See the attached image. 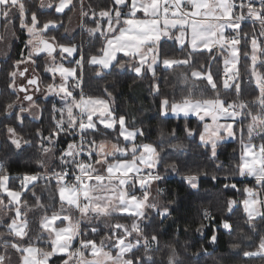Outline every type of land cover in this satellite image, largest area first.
Here are the masks:
<instances>
[{
  "label": "snow or ice",
  "instance_id": "6c2138e0",
  "mask_svg": "<svg viewBox=\"0 0 264 264\" xmlns=\"http://www.w3.org/2000/svg\"><path fill=\"white\" fill-rule=\"evenodd\" d=\"M78 2L79 27L101 45L94 54L85 52L83 39L77 42L62 19L38 17L40 10L53 16L74 12V0H39L35 11L28 0H0V42L6 43L9 35L17 38L15 21L27 34V54L22 51L6 73L15 99L0 102L7 144L19 152L31 147L33 141L17 129L28 116L42 120L43 103L59 97L47 109V134L42 128L34 132L42 154L35 163L42 171L13 175L0 162V264H10L9 252L17 256L16 264H183L175 244L167 245L166 256L156 258L162 229L154 225L173 218L180 200L178 192L168 199L165 188H154L166 180L158 169L163 149L138 142L145 135L143 128L134 126L135 117L130 126L126 115H117L108 86L104 96L85 93L86 66L94 67L97 77L126 68L138 79L150 74L147 87L158 98L160 118L196 117L197 127L185 124V138L198 137L212 160H219L222 144L239 137L238 161L223 177L199 168L181 173L175 161L165 165L164 172L180 175L189 190L198 192L201 178L208 177L223 179L222 191L239 192L240 199L224 200L219 219L209 207L198 209L193 231L203 236L210 230L208 243L217 244L221 230L229 235L235 230L230 217L242 205L245 223L258 240L241 228L248 246L230 247L243 258L264 261V235L257 232V221L264 222V142H254L257 137L264 141V0H110L99 10L91 5L85 10L84 0ZM89 17L91 27L85 23ZM72 19L68 16L69 25ZM248 22L251 27L245 31ZM60 28V39L48 35ZM169 40L180 45L183 56L165 48ZM201 54H206L205 61L193 67ZM242 57L248 62L244 72ZM181 67L187 71L178 75L184 90L177 99L163 93L159 81L160 73ZM245 75L257 92L251 100L242 98ZM13 117L14 123H4ZM167 135L178 139L176 128ZM160 136H165L163 130ZM61 139L66 146L58 148ZM171 147L185 145L180 141ZM216 167L224 171L223 162ZM236 177H252L254 184L240 188ZM40 181L44 190H52L49 203L43 202V192L37 195ZM29 193L31 205L24 198ZM37 213L32 220L38 227L32 234L30 214ZM201 253L209 254L203 245L196 255Z\"/></svg>",
  "mask_w": 264,
  "mask_h": 264
},
{
  "label": "trees",
  "instance_id": "16d2710c",
  "mask_svg": "<svg viewBox=\"0 0 264 264\" xmlns=\"http://www.w3.org/2000/svg\"><path fill=\"white\" fill-rule=\"evenodd\" d=\"M39 0H28L29 6L32 10H37V5ZM85 10L87 6L91 5L93 8L99 10V8L104 7L106 4L110 3V0H84ZM73 12H67L64 16H53L51 11L40 10L38 11V17L41 21H45L49 18L62 19L67 25L68 16H72ZM16 25V35L17 38L14 40L12 45V50L10 54L0 60V102H6L9 99H15L11 95L10 90L7 88V76L6 73L10 69L12 62L20 58V53L23 51L25 55L27 50L24 49V41L27 39V34L19 31L18 21L14 22ZM85 23L87 26L91 27V18H86ZM251 27V22L244 25L245 31L249 30ZM64 32V28H60L58 31L49 32L48 35H55L57 39H60V34ZM75 39L79 42L83 39L85 43V52L94 54L96 49L101 45L99 40L89 37L88 33L80 28L74 34ZM61 42H67L62 40ZM165 48L170 51L172 55L183 56V51L179 47L178 43L172 40L167 41ZM247 50V49H245ZM43 59V54L41 56ZM206 59V54H201L196 58L193 67L199 62H204ZM247 61L241 58V71L247 65ZM222 70V63H221ZM187 71V69L181 67L174 70H169L160 73L161 79L159 83L161 84V90L163 93L169 95L170 97L175 96L177 99L183 93V85L179 83L178 75L180 72ZM213 71H216L214 66ZM96 69L91 66H86L85 68V80L86 85L84 91L88 95L94 96H104V88L108 86V90L113 92L115 101L112 104L113 108L116 110L117 115H126L129 119V124L132 126V118L135 117V127H141L144 130V137H138L137 140L146 143H155L158 150L163 149L161 152L162 163L158 166L159 171L166 176V180L154 185L155 187L165 188L166 195L168 199H171V193L178 192L180 195L179 200V210L173 213V218H170L164 222L163 225H154V227H160L162 229V234L160 236L161 240V252L156 253V258L159 260L166 256L168 252L167 245L175 244L177 252L179 253L180 259L183 264H264L259 258L249 260L248 258H243L242 255L235 253L231 249V244L241 243L243 246L247 247V243L240 234V229L243 228L244 232L252 236L254 240H258V236L254 235L249 231L245 221L246 216L243 212L242 205L235 209L234 213L231 215L230 219L234 225V231L229 235L224 230H221L218 234V243L215 245H210L207 240V236L211 235V231L208 230L206 235H201L193 231L196 224L193 221L199 219L198 209L201 207H209L217 219L220 218L222 214L224 200L228 197H235L240 199L239 192L233 191H222V184L225 182L223 179L219 182L211 181L208 177H202L199 191L189 190L185 184H182L180 175L176 173H165L164 166L175 161L179 167L180 172L183 173L186 168H192L193 170L199 168L203 169L210 174L217 172L218 175L223 177L224 173L230 171L233 164L238 161L239 156V137L234 140H229L222 144L218 148L219 160H212L209 158L210 152L205 148L200 142L198 137L195 138H185L184 126L187 123L190 127H197V118L194 116H189L184 118L183 116H171L169 118L162 119L158 114V98L152 96L148 91V84L150 82L149 75H146L143 79H138L131 69L121 70L120 74L116 70L111 73L105 72L101 77L95 75ZM135 81V83H133ZM45 82H49L48 78L45 77ZM138 83L144 84V91L140 88L135 89ZM201 88L204 87L203 84L200 85ZM43 87V85H41ZM242 98L245 100H251L256 94L255 85L248 82L247 76H244ZM135 89V90H134ZM231 97V93L228 94ZM107 98V97H105ZM59 100V97H55L49 100L47 103H43L45 107L44 118L40 121H33L31 116H28L23 128H18L17 130L24 135V138L33 141L31 147H25L23 152L15 150L11 145L7 144L5 141L2 125H0V162H3L4 166L9 169V171L15 175L24 171H42L35 161L42 158V154L36 146L38 141L34 136L35 129L42 128L47 134V129L51 126L48 119V111L51 103ZM43 98H41L38 103H42ZM60 106L59 104L57 105ZM4 123H14V117L10 121H4ZM173 128L177 129L178 139L170 138L167 133H169ZM163 130L165 136L161 138L160 132ZM115 133H112L109 138H112ZM182 141L185 145L182 149H175L171 147L172 144H176ZM259 144L261 141L259 137L254 141ZM66 146L65 140L61 139L60 145L57 147ZM235 150V151H234ZM220 162L224 164V171H217L216 165ZM239 181L238 187L242 188L245 185L252 186L254 180L250 178L236 177ZM16 182L13 181V184ZM44 181H40L37 186V195H41L43 192V202L49 203V196L52 194L51 188L44 190ZM155 194V193H154ZM25 199L28 200L29 204H33L34 200L31 194H27ZM163 202V200L161 201ZM58 207V204H57ZM33 215L30 214V220H32ZM115 219V218H114ZM31 227L33 233L38 227L36 222L32 220ZM181 230L177 232V228ZM188 227L189 231L184 232L183 228ZM0 231H4L0 228ZM257 232L264 235V222L257 221ZM103 234V233H102ZM201 245L208 249L209 254L199 252Z\"/></svg>",
  "mask_w": 264,
  "mask_h": 264
},
{
  "label": "crops",
  "instance_id": "0c3cea01",
  "mask_svg": "<svg viewBox=\"0 0 264 264\" xmlns=\"http://www.w3.org/2000/svg\"><path fill=\"white\" fill-rule=\"evenodd\" d=\"M74 2L76 3L77 6H76V10L72 14V17H73L72 22L70 25H69V23H67V26H69L73 30L71 33H69L70 35H73L77 30H79L81 28V27H79V25H80V16H79L80 5H79L78 0H74ZM3 31H4V29L2 27H0V34H2ZM2 43L3 42H0V60L2 59V56L6 52V49H7V44H2ZM179 47H180V45H179ZM120 55H122V54H120ZM138 88H140L141 90L144 91V88H145L144 84L138 83L136 85L135 89H138ZM229 140H234V139L230 138V139H228V141ZM9 255H11V257H12L11 262H13V263H11V262L10 263L16 264L17 256L12 254L11 252H9Z\"/></svg>",
  "mask_w": 264,
  "mask_h": 264
},
{
  "label": "rangeland",
  "instance_id": "374dc122",
  "mask_svg": "<svg viewBox=\"0 0 264 264\" xmlns=\"http://www.w3.org/2000/svg\"><path fill=\"white\" fill-rule=\"evenodd\" d=\"M16 37H17V35H16ZM14 40L15 39H12L11 36L9 35L8 41L6 43L5 42L2 43V44H7V49H6V52L2 56V59L6 58L10 54V52L12 50V45H13ZM18 83H23V81H18ZM37 95L39 96L40 94L38 93ZM25 106H27V102H25ZM170 115L171 116H175V115H172V114H170ZM241 178H243V177H241ZM248 178L253 179L252 177H248ZM11 263H13V262H11Z\"/></svg>",
  "mask_w": 264,
  "mask_h": 264
},
{
  "label": "built area",
  "instance_id": "2783aa9c",
  "mask_svg": "<svg viewBox=\"0 0 264 264\" xmlns=\"http://www.w3.org/2000/svg\"><path fill=\"white\" fill-rule=\"evenodd\" d=\"M163 188V187H162Z\"/></svg>",
  "mask_w": 264,
  "mask_h": 264
}]
</instances>
